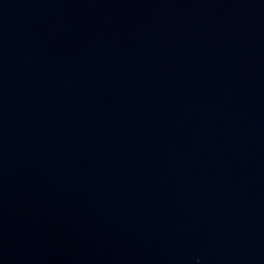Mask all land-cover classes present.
I'll use <instances>...</instances> for the list:
<instances>
[{"label": "water", "instance_id": "95a60500", "mask_svg": "<svg viewBox=\"0 0 264 264\" xmlns=\"http://www.w3.org/2000/svg\"><path fill=\"white\" fill-rule=\"evenodd\" d=\"M0 264H264V0H0Z\"/></svg>", "mask_w": 264, "mask_h": 264}]
</instances>
